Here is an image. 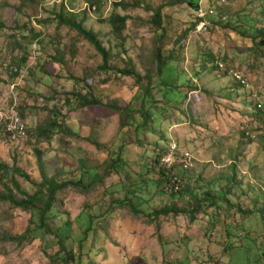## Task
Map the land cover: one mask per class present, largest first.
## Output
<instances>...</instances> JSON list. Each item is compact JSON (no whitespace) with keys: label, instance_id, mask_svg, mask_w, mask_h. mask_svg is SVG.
I'll return each mask as SVG.
<instances>
[{"label":"rangeland","instance_id":"374dc122","mask_svg":"<svg viewBox=\"0 0 264 264\" xmlns=\"http://www.w3.org/2000/svg\"><path fill=\"white\" fill-rule=\"evenodd\" d=\"M176 1L0 0V125L16 113L27 126L18 141L0 128V193L20 200L43 176L64 181L77 180L83 169L92 174L87 192L57 193L47 220L55 235L38 229L36 211L0 201V264H51L60 250L56 236L80 255V264H264V118L254 112L259 102L264 115V45L256 32L264 27V0ZM188 2L216 4L223 15L207 33L192 31L196 15ZM158 7H166L160 29L151 23ZM59 14L96 32L109 53L104 67L89 41L59 25ZM118 14L127 16L120 32L107 22ZM157 45L161 59L172 56L161 75ZM217 60L244 73L252 90L241 94L232 74L211 67ZM123 69H134L141 82L118 72ZM75 93L135 110L79 107ZM142 104L150 113L146 126ZM247 114L254 119L246 121ZM176 149L172 162H178L170 168L182 181L181 194L143 191L142 182L155 180ZM117 156L125 165L115 170ZM95 174L102 179L93 182ZM125 190L142 200L135 204L144 213L111 204ZM209 190L217 205L195 219L182 213L148 220L165 206L189 210ZM28 228L31 238L8 239Z\"/></svg>","mask_w":264,"mask_h":264},{"label":"trees","instance_id":"16d2710c","mask_svg":"<svg viewBox=\"0 0 264 264\" xmlns=\"http://www.w3.org/2000/svg\"><path fill=\"white\" fill-rule=\"evenodd\" d=\"M176 2L179 4H184L185 0H178ZM187 5H188V7H191L192 9H194V15H196L197 8L202 7L201 5H198L197 2H195V3L188 2ZM116 7L128 8L127 6L122 5V3H120ZM93 8L96 9V7H93ZM163 8L164 7H158L156 9V11L152 14V17H151V23L157 29L162 28L161 27L162 19L164 17V15L162 13ZM204 8H210V9L214 10L215 15L210 18L211 25H212V27H214V21L213 20L216 21L219 19V17H221L223 15L220 12L219 6L218 5L216 6V4L215 5L208 4V6H204ZM57 17H58L60 26L68 25L70 28L76 30L77 33L81 37H83L85 40L89 41L92 44L94 50L101 57V60H102V66L101 67H104V65H106V63L108 61L109 53L104 48L102 43L99 41V37L96 34V32H94L92 30H88L87 28H85L83 22L78 23V22L74 21L73 16L71 14L68 16H65L63 14H59V15H57ZM222 19H224V18H222ZM126 20H127V16H121L118 14V15H113L109 20H107V22H109L110 24H112V26H114L113 27L114 31L120 32L121 27L122 28L124 27ZM224 20H226V19H224ZM224 20H222V21H224ZM197 23H198V20L195 16V19L191 24L192 31H194V30L196 31ZM226 25H227V27H229L230 22L226 23ZM209 30H211V29H209ZM256 32H257L258 36H261L260 42L262 45H264V27L256 29ZM188 33H189V31H184L182 33V44H184V41L186 40V36L188 35ZM161 37H162V35H159V38H161ZM182 44H181V46H182ZM178 46L181 47L180 44ZM153 57L157 60V64H156L157 73L161 75L163 68L169 62V59L172 58V56H168L164 59H161L160 48L157 45L154 47ZM56 59H58V60H56ZM52 61H53V63H58L62 66L64 65L61 58H54ZM219 62H221V61H219ZM211 67L213 69H216L219 72L223 71V70L219 69V66L216 64V61L211 64ZM16 70H17L16 72H19L18 68ZM225 71L229 72L227 70L226 66H225L224 72ZM233 71H235V70H233ZM118 72L124 76L133 77L135 79V82L137 85L141 82V76L134 69H132V70L123 69V70H118ZM148 76H149L148 72L145 73L144 77H148ZM235 82L238 83V85L242 88L240 90H243V87L241 86V84L237 81H235ZM165 85L168 86L169 84H165ZM150 90H151V87L149 84H147L145 91H144L145 97L147 95H150V92H151ZM75 98L77 99L78 106L83 107V108L100 106V107L108 108V109L113 110L115 112H120V111H132L133 112L135 110L134 108H132V106L130 104L126 105L124 108H120L119 106H116L114 104H105L102 101L96 99L91 93H88V94L87 93L86 94L75 93ZM258 103L259 102L255 103V110H256L257 114L260 116V113L262 112V114H263V111H262V109H259L257 107ZM140 112L142 113V117H143V121H142L143 124L142 125L146 126L147 121L150 119V113L148 110H146L144 108L143 104L140 106ZM261 116H264V115H261ZM51 124H52L51 126L55 125L53 123H51ZM25 127L27 128L26 124H25ZM0 128H1L2 133H4V136H6V133L4 131V123L2 125H0ZM26 131H27V129H26ZM121 131H124V130L122 129ZM262 138H263L262 140H264V134L262 135ZM94 145L96 148H100L99 144H94ZM123 147L124 146L121 145L118 148L120 149ZM36 153L38 154V156H40L39 151H37ZM117 157H118V159L115 161L116 164H113V162H112L111 168L115 169V167H118L120 165H125V161L122 160V158L120 156H117ZM38 162L40 164V159L38 160ZM144 167H146L147 171L149 169H151L149 164H145ZM172 170H173V168L168 169L167 167H165L163 165V167L161 168V170L159 172L158 177L155 180L154 179H145L140 186L141 189H143V191L144 190L148 191V187H149V188H152V190L154 189V191H156L157 193H167V194H170L174 197L180 195L181 191H182V185L180 183H177V180H175V178L179 179L180 182H182V181L178 176H176L175 174L172 173ZM12 171L14 173L18 174L21 178H24V179L30 181L29 176L26 173L22 172L21 170H19L17 168H12ZM87 175H88V177H90V175H92V174H90L89 171L83 169L77 180L70 179V180L58 181L55 177L47 178L46 176H43L41 179V182H39V183L31 182V184L35 188L31 194L24 193V198L17 200L12 196L11 192L7 191L6 194L0 193V201H8L11 204H13L15 207H19V208H22L24 210H28L31 212L36 211L37 216H38L37 222L39 223L38 229L44 228L43 230H45L47 233L54 234L53 231H50V229H49L50 227L47 225V220H48V214L50 212V209L55 203V198H56L57 193L61 192L65 188H70V189H73V190L80 192V193L87 192L88 188H89L87 186V183H86ZM137 176L142 177V175H138V174H137ZM102 177H103L102 175L95 174L92 177V180H93V182H97V181H100L102 179ZM131 186H135V183H131ZM16 187L18 189V186H16ZM135 187H137V186H135ZM125 193L126 194L122 200H120V201L114 200L113 202H111V204H117L121 207H124L126 205L130 209L134 210L136 213L137 212L140 214L144 213L141 210H139L138 206L135 204L136 200H139L141 203H143L142 200H140V198H138L135 194H132L133 196L128 197V195L130 194V190H125ZM207 195H210V196H206V198H204L203 200L201 198L194 197L196 204H195V206H193L189 210L178 209L176 206H174V207L165 206L164 208L156 209L151 214H148L149 216L147 215L148 220L155 222V219L157 217L162 216V215H164V216H168L171 214L179 215L182 213L183 214L189 213L191 215L192 219H195L196 213H200V212L205 211L203 208L209 209V208L213 207L214 205H217L216 200H218V197H213L210 190L207 193ZM238 210L242 212V209L240 208V206L238 207ZM249 213L253 214V211H250ZM90 220H91V218L89 219V221ZM86 229H87V226H86ZM85 230L83 231L84 233H85ZM33 232H34L33 230H30L28 228L22 234H20L16 237H9L8 239L10 241H18V242L24 241L28 238H31ZM56 242L59 245L60 250H59V252L55 253V256H52L50 258L51 264H80L81 263L80 255L75 256V254L73 253L72 250H68L65 246L64 239L62 240L61 238H59V236H56Z\"/></svg>","mask_w":264,"mask_h":264},{"label":"built area","instance_id":"2783aa9c","mask_svg":"<svg viewBox=\"0 0 264 264\" xmlns=\"http://www.w3.org/2000/svg\"><path fill=\"white\" fill-rule=\"evenodd\" d=\"M223 1H225V0H223ZM93 9H95V8H93ZM214 15H215V12L213 9L204 8V7L197 8L196 18L198 20V23H197L196 31L198 33L199 32L207 33L208 30L212 28L210 18L213 17ZM216 64L219 66L220 70H223L225 68L223 62L216 61ZM15 71H17V70L15 69ZM229 74H232V79L234 81L239 82L245 90H252V85L250 84L249 78L246 75H244V73H239L237 71L232 70V71H229ZM256 96H257V94H253L254 99L256 98ZM257 107L259 109H261L262 104L258 103ZM22 121L23 120L21 119V117L18 114L14 113L10 117H8L6 119V121L4 122V131L10 137V139H12V141H18V140H22V139L26 138V127ZM175 148H176V145H175ZM167 154H165L163 156L165 157ZM176 154H177V149L174 153L168 154V158H167L168 160L166 162L168 169H170L171 166L173 167L174 164H176L178 162V160L176 162H174V164L172 162V160L175 158ZM185 155H186V157H190V155L188 153ZM180 159L182 161L181 163L186 162L181 156H180ZM175 180H177V183L181 184L179 179L175 178Z\"/></svg>","mask_w":264,"mask_h":264},{"label":"crops","instance_id":"0c3cea01","mask_svg":"<svg viewBox=\"0 0 264 264\" xmlns=\"http://www.w3.org/2000/svg\"><path fill=\"white\" fill-rule=\"evenodd\" d=\"M185 1H186V0H185ZM166 7H168V6H166ZM166 7H164V8H166ZM168 8H172V7L169 6ZM174 9H175V8H174ZM122 15L124 16L125 14H122ZM239 92H240V91H239ZM241 92H242V90H241ZM241 92H240V93H241ZM241 94H242V93H241ZM254 112L257 113L256 110H254ZM261 115H263L262 112L260 113V116H261ZM253 118H254V117L251 116V114H247V115L245 116L246 121H247V120L250 121V120H252ZM263 118H264V116H263ZM256 124H262V122H259V123H258V122L256 121Z\"/></svg>","mask_w":264,"mask_h":264}]
</instances>
